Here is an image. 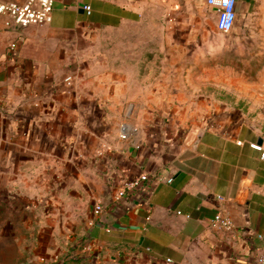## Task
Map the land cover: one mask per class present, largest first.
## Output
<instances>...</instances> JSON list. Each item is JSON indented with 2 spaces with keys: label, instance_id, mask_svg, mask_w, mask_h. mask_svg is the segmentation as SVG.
Instances as JSON below:
<instances>
[{
  "label": "crops",
  "instance_id": "crops-1",
  "mask_svg": "<svg viewBox=\"0 0 264 264\" xmlns=\"http://www.w3.org/2000/svg\"><path fill=\"white\" fill-rule=\"evenodd\" d=\"M181 4L207 5L55 0L49 22L26 26L0 14V224L33 227L10 235L25 264H256L264 160L252 143L264 144V44H230L227 60L214 61V90L235 104L214 102L210 122L192 125L156 120L170 110L155 104L169 90L156 92V44H90ZM237 10L243 34L264 36V0H238ZM190 45H178L180 64ZM247 49V59L236 51ZM189 54L199 64L198 50ZM142 173L147 182L122 194ZM218 210L232 230L212 224Z\"/></svg>",
  "mask_w": 264,
  "mask_h": 264
},
{
  "label": "rangeland",
  "instance_id": "rangeland-1",
  "mask_svg": "<svg viewBox=\"0 0 264 264\" xmlns=\"http://www.w3.org/2000/svg\"><path fill=\"white\" fill-rule=\"evenodd\" d=\"M239 21L232 31L223 32L216 28V15L207 5L186 7L182 4L177 9L155 12V16L144 17L137 25H125L110 32L100 31L90 44H156L155 48V75L156 92L161 85L168 86V93L155 96V104L170 105V110L156 112V120L164 116L169 121L180 120L179 123L207 124L210 122L219 105L215 103L230 102L231 99L221 96L224 89L214 90V61H226L227 49L230 44H264V36L259 32L242 33L243 12L240 11ZM257 23L253 28H257ZM243 42V43H242ZM179 44H191L187 50V64H180ZM198 50L199 64H190L189 52ZM97 51V49H96ZM244 52V58L251 55L252 49L236 50ZM239 56V55H238ZM242 55H240V58ZM251 57V56H250ZM184 60V59H183ZM238 62L247 65V61ZM253 62V61H251ZM221 67L225 68V65ZM249 71V70H248ZM249 73V72H247ZM194 78L201 79L200 82ZM163 81V82H162ZM162 93V91L160 92ZM236 100V99H235ZM31 215L26 214V216ZM2 215H0V221ZM33 227L9 226L0 224V264H25L27 258L20 255L17 240L11 239L12 233L29 232ZM7 234H4L6 233Z\"/></svg>",
  "mask_w": 264,
  "mask_h": 264
},
{
  "label": "built area",
  "instance_id": "built-area-1",
  "mask_svg": "<svg viewBox=\"0 0 264 264\" xmlns=\"http://www.w3.org/2000/svg\"><path fill=\"white\" fill-rule=\"evenodd\" d=\"M205 2L215 9L216 26L220 31L229 32L234 29L238 18V0H205ZM54 5L55 0H0V14L7 16L5 22L7 25H10L13 21L22 26L41 24L51 20ZM86 8L88 11L91 10L90 5H86ZM12 46H16V43H12ZM65 79L71 82L73 79L72 74L67 75ZM120 135L125 139L130 137L131 127L128 122L123 121L120 124ZM252 145L260 152V157L264 160V144L253 142ZM147 180L148 175L146 173L128 179L124 182L125 186L121 193H125L126 189L133 190L143 185ZM219 198L224 199V196L220 195ZM102 209L103 205L101 203H97L94 207L95 212H101ZM178 212L181 213V210H178ZM212 224L227 230H232L235 226L233 218L220 210L216 212ZM88 246L91 245L88 244ZM256 264H264V246L256 258Z\"/></svg>",
  "mask_w": 264,
  "mask_h": 264
}]
</instances>
